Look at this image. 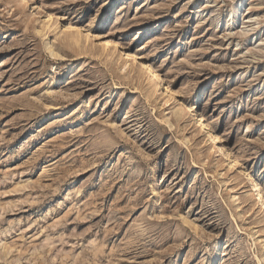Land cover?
<instances>
[{
	"label": "rangeland",
	"instance_id": "1",
	"mask_svg": "<svg viewBox=\"0 0 264 264\" xmlns=\"http://www.w3.org/2000/svg\"><path fill=\"white\" fill-rule=\"evenodd\" d=\"M249 178L264 0H0V264H264Z\"/></svg>",
	"mask_w": 264,
	"mask_h": 264
},
{
	"label": "bare ground",
	"instance_id": "2",
	"mask_svg": "<svg viewBox=\"0 0 264 264\" xmlns=\"http://www.w3.org/2000/svg\"><path fill=\"white\" fill-rule=\"evenodd\" d=\"M25 1V0H24ZM49 21L51 22L52 20H54L53 16L50 14L49 15ZM119 47V46H118ZM131 45L128 43V45H126V47H124V49H122L124 51L125 54H123V56L125 57V62L126 65L130 62L133 61L134 64H140L143 67V72L145 74H147L148 76H150V78L152 80H157L160 81L161 83H164V80L161 79V77L159 76V74L156 72L155 68H153V66L149 63V61H143L142 57L139 56L138 54L134 53L131 50ZM121 56V57H123ZM126 67V66H125ZM124 68V67H123ZM150 81V79H149ZM150 83V82H149ZM152 83V82H151ZM153 87L155 85L151 84ZM164 86H166V91L168 92V96L170 97L169 100L172 97L171 91L169 90V88L167 87L166 84H164ZM174 98V97H173ZM172 100V99H171ZM190 109V108H189ZM200 115V114H198ZM197 126L201 127L204 130H207L206 126H205V122H203V116H197ZM209 129V128H208ZM202 131V130H201ZM208 136L210 139L214 140V142L218 143L219 142V137L217 135H214V133L212 134L211 131L207 130ZM209 139V140H210ZM233 159V158H232ZM237 161V160H236ZM234 161V162H236ZM233 163V162H232ZM237 163V162H236ZM249 181L251 182L250 184L253 185L254 189H252V192L255 194V202L257 204H260V206H262L264 208V191L261 188V185H259V183H257L254 179L249 178ZM257 192V193H256Z\"/></svg>",
	"mask_w": 264,
	"mask_h": 264
}]
</instances>
